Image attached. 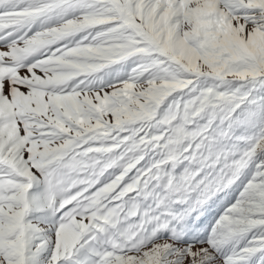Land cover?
<instances>
[{
  "label": "snow or ice",
  "instance_id": "snow-or-ice-1",
  "mask_svg": "<svg viewBox=\"0 0 264 264\" xmlns=\"http://www.w3.org/2000/svg\"><path fill=\"white\" fill-rule=\"evenodd\" d=\"M0 264H264V0H0Z\"/></svg>",
  "mask_w": 264,
  "mask_h": 264
}]
</instances>
